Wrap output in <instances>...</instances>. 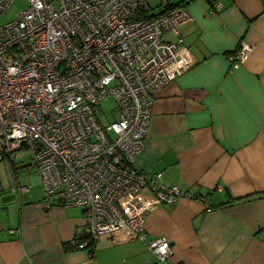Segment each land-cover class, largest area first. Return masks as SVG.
Returning a JSON list of instances; mask_svg holds the SVG:
<instances>
[{
    "label": "crops",
    "instance_id": "crops-1",
    "mask_svg": "<svg viewBox=\"0 0 264 264\" xmlns=\"http://www.w3.org/2000/svg\"><path fill=\"white\" fill-rule=\"evenodd\" d=\"M145 1L155 14L177 0ZM185 3L191 19L181 27L176 75L153 92L145 148L135 161L192 195L147 213L145 241L166 238V261L123 231L100 236L94 255L77 249L82 209L44 205L34 166H18L19 175L15 164L10 171L3 162L0 264H264V0ZM215 3L222 7L211 13ZM163 39L176 40L171 32ZM242 42L250 51L234 66L231 56Z\"/></svg>",
    "mask_w": 264,
    "mask_h": 264
},
{
    "label": "built area",
    "instance_id": "built-area-1",
    "mask_svg": "<svg viewBox=\"0 0 264 264\" xmlns=\"http://www.w3.org/2000/svg\"><path fill=\"white\" fill-rule=\"evenodd\" d=\"M26 1L0 23V164L11 171L13 155L31 150L44 205L83 211L77 249L92 255L100 236L123 231L166 261V238L145 241L147 213L192 195L135 161L145 148L153 92L176 75L181 27L191 19L187 0L167 2L155 14L145 0ZM11 2L0 0L1 14ZM221 7L215 3L210 12ZM167 32L176 40H164ZM249 51L242 42L233 65ZM109 97L115 118L103 125L99 106Z\"/></svg>",
    "mask_w": 264,
    "mask_h": 264
},
{
    "label": "rangeland",
    "instance_id": "rangeland-1",
    "mask_svg": "<svg viewBox=\"0 0 264 264\" xmlns=\"http://www.w3.org/2000/svg\"><path fill=\"white\" fill-rule=\"evenodd\" d=\"M27 7H28V4L26 0H13V2H11L8 12L5 14L0 13V23L3 24L11 19H14L16 14H18L24 8L26 9ZM99 107H100L101 115H102L100 119L101 123L103 125L110 123L115 118L116 108H115L114 100L111 97H109L101 101ZM31 157H32L31 150L25 149L23 150V153L21 152L15 153L11 159H12L13 165L15 164V167L18 168V166L20 167L22 164H28V166H29V163L32 164ZM31 164L29 167L33 166ZM17 170L20 172V168H18ZM30 170L32 171L31 177H36L37 175L34 171V168H31ZM19 175H22L21 172L19 173ZM34 188H38V186L35 185Z\"/></svg>",
    "mask_w": 264,
    "mask_h": 264
},
{
    "label": "trees",
    "instance_id": "trees-1",
    "mask_svg": "<svg viewBox=\"0 0 264 264\" xmlns=\"http://www.w3.org/2000/svg\"><path fill=\"white\" fill-rule=\"evenodd\" d=\"M159 10H160V8L158 9V12H159ZM236 51V50H235ZM136 166V165H135ZM148 172H150V173H157V172H159V171H148ZM161 173V172H160ZM161 177H162V173H161ZM163 182V181H162ZM167 185V184H166ZM169 185H173V184H169ZM152 196V195H151ZM199 199H200V201L203 203V196H201V195H199V196H197ZM181 198V197H180ZM206 201H208V200H206ZM209 202V201H208ZM204 204V203H203ZM209 205H210V203H209ZM205 206V205H204ZM211 207H212V210H213V206L212 205H210ZM206 206H205V211H207L206 210ZM92 255H94V251H93V253H92Z\"/></svg>",
    "mask_w": 264,
    "mask_h": 264
}]
</instances>
